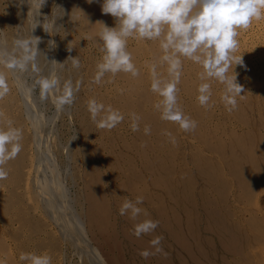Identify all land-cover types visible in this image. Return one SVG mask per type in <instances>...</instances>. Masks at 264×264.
I'll return each mask as SVG.
<instances>
[{"label": "rangeland", "instance_id": "374dc122", "mask_svg": "<svg viewBox=\"0 0 264 264\" xmlns=\"http://www.w3.org/2000/svg\"><path fill=\"white\" fill-rule=\"evenodd\" d=\"M32 1L34 2V0ZM32 1L0 0V13L2 14L0 16L7 15L8 13L12 15L13 13L12 17L15 21L11 29L0 26V35L6 34L8 30L16 42L15 50L22 47L18 46V39L19 41H31V52L27 51L29 55H32L33 52L36 55V52H39L38 47H40L45 54L47 68L48 66L52 67V72H55V75H57L54 78L52 77V79L50 78L52 83L50 87L53 90H51L52 88L47 90L44 88L45 93H43V82L49 81V79L47 80L44 77L46 76V71L43 73L37 72L34 70V67L32 68V72L29 70L35 56L29 59L30 61L24 69L21 67L18 54H15L18 53L17 50L13 52V57L10 56L11 65H14L12 67L16 66L15 70L23 71H21L23 81L30 87L33 95L39 97L36 99V105H38L37 107L40 108L43 115L42 118H44L46 130L50 131L49 135L51 139H47L50 149H46L48 151L44 150L45 160L42 166V173L44 174L41 173V178L45 179L47 184L54 185L52 187L49 185L47 192L52 201H54L55 207H58L59 213L67 215L68 212V209L61 206L63 205L62 199L59 195L57 196L58 191L55 189V186L60 184L59 182H63L62 186L64 188L62 189L66 190L67 199L71 201L69 202V209L77 217L79 216L78 218L86 229L90 243L100 252V256L106 264H264V257H230L220 251L221 245L233 242V245L238 247L241 252H246V248L244 249V247L247 242L249 243L254 239L253 233L248 231L247 228L252 214L254 216L255 213L249 212L250 217L246 213L240 219L241 222L238 221L239 219L237 220V218L233 217L234 209L228 205L230 197L228 195V187L230 181H225L224 177L220 178L222 181L218 180L213 173L212 179L208 164H206L207 169L204 172L199 169L201 162L212 163V165L219 167L217 153L213 157L209 156L210 152L207 151L206 147L208 145L215 147L214 149L212 148L214 151L219 150L225 162H233L236 172L240 168L241 172L239 171L238 175L241 180L245 179L242 182L244 192H249L246 189V182L250 180L257 181L258 183L264 181V168H262L264 165L260 164L261 162L259 161L264 156V137H262L264 134V129L262 128L264 126L261 128L264 125V122H261L264 119V114H262L264 113V18L259 21L254 20L247 30H239L237 37L239 47L235 55H242L243 63L236 66L233 63L232 67L228 70V76L232 77L235 72L237 83L243 86L244 91L241 93L243 96L236 97L237 108L231 112L227 110L222 99L225 85L215 78L202 80L201 77L205 74L203 65L181 57L183 73L181 72L180 82L177 85V106L185 116L196 122V129L190 130L192 136L189 135L190 131L182 130L178 123L161 119L162 109L156 107L162 100V97L151 90L152 65L155 64L157 66L156 70L161 78H169L167 72L168 65L161 63V57L164 55V52L161 49V41L159 39L141 40L139 38H129L127 50L132 54L133 63L139 70V75L135 78L131 73L119 72L114 76L111 73H107L102 78L101 83L97 84L94 82V78L97 73V64L103 56V53L100 51L103 42L99 39V33L103 26L99 22L104 21L103 23L109 27L116 26V19L114 17L110 14L102 13L101 6L103 0H93L92 3H89L88 0H45V4L41 7L39 14L34 13L32 10L29 13L26 12L24 15L27 16L23 18L24 15L21 16L20 14L22 7L29 2L32 4ZM40 3L41 1L39 0V6ZM76 6L78 7L76 8ZM70 9L73 10L72 17L67 16L66 11ZM39 26L42 27L40 28ZM48 26L51 27L53 36H48L46 43L43 45L41 39V36L44 35L43 27L47 28ZM35 34L41 35L38 36L40 38L37 45L38 51L35 48ZM64 41L66 44L63 43ZM32 46H34V49ZM24 53H21L22 57L25 56L23 55ZM70 56L79 59V68L73 67ZM58 57L60 60H58ZM12 59H15L16 63ZM52 59L55 60L52 62ZM246 72L247 74H245ZM41 74H44V76ZM55 78L56 80H54ZM5 82L6 84L9 83L8 92L15 98V108L21 114L24 121L25 116L24 114L22 116L21 98L18 97L19 92L16 91L17 89L13 85L12 76L8 75L5 78ZM202 83H208L211 87V97L208 104L203 106L198 100V96L200 95L198 89ZM253 84L254 86H252ZM53 91L55 96L51 94ZM48 94L52 95L53 98ZM40 96L43 100H41ZM53 99L55 103L52 102L54 101ZM91 100H95L97 105L103 106L98 112L96 120L91 118L89 111V101ZM110 109L112 112L123 116V120L111 130L100 128L98 123L111 115ZM133 114L139 117V119L134 121ZM257 119V122L253 121ZM251 120L254 124L258 123V127L252 124ZM24 122L26 127L27 121ZM249 122L254 129L249 127ZM133 123L138 125V131H132L131 125ZM146 126L150 129V133L148 134H145L144 131ZM255 127L259 130L257 131ZM203 129L205 132L202 131ZM194 131H196V134ZM199 132L201 134L203 132V134L201 135ZM258 132L261 134L259 135ZM204 134L205 136L207 135L205 138ZM223 134L224 136H222ZM234 134L238 136L236 137L235 135L234 137L236 138H231L230 136ZM239 134L243 135V138ZM258 136H261L262 139ZM55 137L54 141L53 138ZM232 139H235V144ZM173 143L175 144V149L172 147ZM225 143H228V146ZM257 145L263 146V148ZM230 146L237 150L232 149ZM242 146L252 148L253 154L255 152V157L257 158H253V163L251 161L250 163L246 162V157H243V155L245 156V151L242 149ZM218 147L219 149H216ZM219 151L218 154H220ZM226 151L231 152V154L229 155ZM28 152L30 153L32 150L29 148ZM259 152L260 154H258ZM227 156H230V159ZM243 158L245 162H243ZM53 162L58 163L56 171L52 170ZM241 165L247 169L244 170ZM53 166L56 165L54 164ZM242 169L244 174L242 173ZM210 175V180L213 182L217 180L216 184L219 187L217 190L213 188L210 180L208 183L204 180L206 177L209 178ZM50 180L52 181L51 183ZM226 182H228L227 186ZM240 190L242 191V187L239 186ZM99 193L103 197L100 204L96 202L98 201V195L100 196ZM220 193H222L223 202L219 196ZM52 195H54V198ZM138 196L143 197V203L138 205L142 209L141 214L135 219L131 217L130 212L121 215L120 208L124 201H135ZM173 197L176 198L177 207H174L172 204ZM259 204L260 207H264V190L260 194ZM220 206L226 211L225 214L220 212L222 218H219L218 213L214 210V208H217L220 211ZM172 209H174L173 212H171ZM175 213H177V216ZM41 218L42 222L47 225V230L51 229L49 232L54 235L56 234L55 236L59 239L60 252L57 257H59L60 261H57L55 264H92L89 260L90 256L85 254L87 253L86 249L80 245L78 246L75 242V235L67 237L62 232L63 229L61 227L52 224V220L43 218V216ZM175 219L177 222H174ZM244 219L246 223H244ZM146 220L156 221L158 222V226L153 231L137 238L134 235L135 227ZM209 221L212 222L209 223ZM242 224L244 225L242 226ZM203 227L207 230L210 228L209 230L213 232L215 230L219 236L213 235L212 237L210 234L203 233L201 235L200 229ZM245 228L248 233L245 232ZM174 229L176 235H173L172 231ZM157 237H162L158 245L162 251L149 256L147 259L143 258L140 255L142 251L155 252V247L151 244V241ZM197 239L198 241H196ZM71 241L72 243L70 244L72 246L69 244ZM75 244L77 245L75 246ZM171 246L173 249H171ZM64 247L65 249H63ZM41 250L37 253L40 252L39 254H42L47 252V249ZM174 251L176 252V257L172 255ZM22 253L28 252L21 251ZM29 253H32V251ZM66 256L68 257L66 258ZM64 258L66 259L64 260Z\"/></svg>", "mask_w": 264, "mask_h": 264}, {"label": "clouds", "instance_id": "9594fccd", "mask_svg": "<svg viewBox=\"0 0 264 264\" xmlns=\"http://www.w3.org/2000/svg\"><path fill=\"white\" fill-rule=\"evenodd\" d=\"M88 2L92 3L93 0ZM44 4L45 0H41L39 9ZM101 10L103 14H110L116 19V26L109 27L98 21L103 26L99 33V39L103 42L100 48L103 56L97 64L95 83H101L107 73L114 76L119 72H125L131 73L133 77L138 76L139 70L133 63L132 54L127 50L129 38L159 39L164 52L161 63L168 65L169 78H161L157 73V66L153 64L151 90L162 97L160 103L156 105L158 109H162L161 119L178 123L184 131L196 127V122L185 116L177 106V85L182 72L181 57L203 65L205 74L202 75V80L215 78L223 83L225 91L222 99L227 110L231 112L237 108L236 97L243 96L241 93L244 88L237 83L235 72L234 76H228V70L233 63L235 66L243 63L242 55H235L239 47L237 39L239 30H247L254 20L259 21L264 18V0H103ZM43 29L45 30L44 27ZM34 38H36L37 50L40 38ZM17 43L26 51L31 50V41ZM34 56L35 53L25 59ZM71 58L73 67L79 68V59ZM49 86L48 81L43 82V88L47 89ZM198 91L200 104L207 105L211 97L210 85L202 83ZM7 92L5 76L0 73V99ZM102 107L97 105L95 100L89 101V111L93 120H96ZM109 111L111 115L98 123L100 128L111 130L123 120V116L112 112L111 109ZM138 119L139 117L133 114V120ZM8 125L6 130L0 128V180L8 177L4 165L14 159L22 149L21 130L12 127L11 121H8ZM131 128L132 131L139 130L136 123H133ZM144 131L145 134L150 133L147 126ZM142 203V196H138L135 201L125 200L120 208V214L125 215L126 212H130L131 217L135 219L142 212L138 207ZM157 226L158 222L146 220L135 227L134 235L139 238L153 231ZM161 239L162 237H157L151 241L155 252L144 250L140 255L147 259L161 252L162 249L158 247ZM19 259L24 264H52V258L47 253H22Z\"/></svg>", "mask_w": 264, "mask_h": 264}, {"label": "bare ground", "instance_id": "6f19581e", "mask_svg": "<svg viewBox=\"0 0 264 264\" xmlns=\"http://www.w3.org/2000/svg\"><path fill=\"white\" fill-rule=\"evenodd\" d=\"M32 1V0H30ZM41 1V0H40ZM51 1V0H50ZM54 1V0H53ZM76 1V0H75ZM23 2V0H22ZM78 2V1H77ZM34 3V4H33ZM80 4V3H78ZM71 6V5H70ZM16 7V5H15ZM39 0H34V2L32 1V4L31 2H29L28 4L24 5L22 7V10L20 12L21 16H23L26 12H30L33 10L34 13L36 14H39L40 13V9H39ZM78 6H76L77 8ZM2 8V7H1ZM65 8V7H64ZM74 8V7H73ZM81 8V6H80ZM67 9V8H66ZM9 10V9H8ZM18 10V9H17ZM36 12H35V11ZM80 11V10H79ZM1 12V11H0ZM16 12V11H15ZM67 12V16L68 17H72V14H73V10L70 9ZM75 12V11H74ZM77 13H78V10H77ZM1 14V13H0ZM15 14V13H14ZM17 14V13H16ZM34 14V15H36ZM2 15V14H1ZM13 16V13L12 15L10 13H8L7 15H3V16H0V26H4V28H8V29H11L12 25L15 23L14 21V18L12 17ZM17 16V15H16ZM27 16V15H26ZM26 16L24 15L23 18ZM75 16V15H74ZM79 14L77 15V18H78ZM19 17V16H18ZM32 17V15H31ZM36 17V16H35ZM33 19V18H32ZM57 19V18H56ZM75 19V18H74ZM19 20V18H18ZM17 20V21H18ZM31 20V18H30ZM59 20V19H58ZM24 21H26L24 19ZM33 21V20H32ZM38 21V20H37ZM104 22V21H103ZM20 23V22H19ZM25 23V22H24ZM38 23V22H37ZM22 24V23H21ZM30 24V23H29ZM32 24V23H31ZM39 24V23H38ZM23 25V24H22ZM34 25V23H33ZM31 25V26H33ZM42 25V24H40ZM24 26V25H23ZM37 26V25H36ZM44 26V25H42ZM42 26H39L40 28ZM86 26V25H85ZM88 26V25H87ZM16 27V25H15ZM34 27V26H33ZM89 27V26H88ZM13 29V28H12ZM16 29V28H15ZM33 29V28H31ZM39 29V28H38ZM83 29V27H82ZM1 30V29H0ZM20 30V28H19ZM28 30V29H27ZM36 30V29H35ZM42 30V29H41ZM47 32H46V31ZM45 30L43 29L44 31V35L41 36V35H38V34H35L36 37L38 36H41V39H42V42H43V45L46 43V40H47V37L48 36H51L52 35V29L50 26H48L47 28L45 27ZM13 31V30H12ZM17 31H18V28H17ZM42 31V32H43ZM61 31V30H60ZM4 32H6L4 30ZM21 32V30H20ZM29 32V31H28ZM30 33V32H29ZM23 34H24V31H23ZM15 35V34H14ZM66 35V34H65ZM21 36V35H19ZM18 36V37H19ZM30 36V35H29ZM53 36V35H52ZM64 36V35H63ZM17 37V38H18ZM28 38V37H27ZM31 38V37H30ZM34 39V38H32ZM36 39V38H35ZM34 39V40H35ZM17 41V40H16ZM19 41V39H18ZM54 41V40H53ZM69 41V40H68ZM41 42V43H42ZM49 42V41H48ZM65 43V41L63 42ZM66 43H67V39H66ZM65 43V44H66ZM139 43V42H138ZM49 44V43H48ZM47 44V45H48ZM52 44V43H51ZM53 45V44H52ZM51 45V46H52ZM138 45V44H137ZM19 46V45H18ZM59 46V45H58ZM15 47H16V42L15 40L12 38V35L10 34V32H6L3 33V35H0V73H3L5 78L8 76V75H11L12 76V79H13V85L15 86V88L17 89L16 91L19 92V96L21 98V105H22V109H23V113H22V116L24 114L25 118H24V121H27V124H26V127H25V122L23 121L22 117H21V114L18 113L17 109L15 108V98L12 97L9 92H7V94L2 98L0 99V128H3V129H7V127L9 126L8 125V121H11V126L12 127H15V128H18L21 130V133H22V138L20 140V143L22 145V149L20 151V153L14 158V159H11L7 162L6 165H4L5 169L7 170L8 172V177L7 179H4V180H0V264H24V262H22L19 257L21 255V251H26V252H30L32 251V253H37L39 250L41 249H47L45 253H47L48 255L51 256L52 258V264H55L57 261H60L57 257L58 253L60 252L59 250V245H58V240L57 237L52 234L51 232V229L47 230V225L42 222V218L41 216H43V218H47V219H50V221L52 222V224H55L59 227H61L63 230L62 232H64L65 236L67 237H71V235H75V242L78 244V246L80 245L81 247H83L84 249H86V252L85 254H88V256H90L89 260L91 261L90 263L92 264H106V262L104 261V259L100 256V252L97 251V249H95L92 244L90 243L89 241V237H87V234H86V229L84 228V226H82L81 224V220H79V216L77 217V215H75L70 209H69V205L71 202L70 200L67 199V193H66V190H63L62 188H64L62 185L63 182H59L60 184H57L55 186V189L58 191V194H57V191H56V194L57 196L59 195L62 199V202H63V205H61L62 207H65L66 209H68V212H67V215L64 214H60L59 211L57 210V208L55 207V205L53 204L54 201H52L51 197L49 196L48 192H47V189L49 187V185L51 184H47L46 180L45 179H42V171H43V162H44V150L45 151H48L46 149L49 148V143H48V140L47 139H51V136L49 135V130L47 131L46 130V127H45V122L43 121L44 118H42V113H41V110L40 108H38L36 105V99L39 98L37 97V95H33V93L31 92V89L30 87L27 85L26 82H24L23 80V77H22V73L21 71L22 70H15L16 69V66L13 68L11 65V57H13V52L16 51L15 50ZM138 47V46H137ZM32 48L34 49V46H32ZM39 48V52H36V55H35V59H34V62L32 63L31 61V66H30V69L31 72H32V68L34 67L35 71L37 72H45L46 71V76H44V74L42 76L46 77L47 80L49 79L48 82L49 85L51 83V80L50 78L52 79V77L54 78L56 73L55 72H52L53 68L52 67H49L47 68V63L45 64V54L43 52L42 49ZM62 48V47H61ZM57 49H60V48H57ZM51 50V48H50ZM18 53H15V54H18V57L20 59V63H21V67L22 69H24L26 66H27V63L30 61L29 59H25V57H32V55L30 54H27V51L25 50V48H19L18 50ZM52 51V50H51ZM25 52L23 55H25L24 57H22L21 53ZM29 52V51H28ZM31 52V51H30ZM60 52V51H59ZM34 53V52H33ZM32 53V54H33ZM131 53V52H130ZM58 55V54H57ZM56 55V56H57ZM134 56V55H133ZM48 57V56H47ZM60 57V56H59ZM58 57V60H60ZM16 58V57H15ZM52 58V57H51ZM50 58V59H51ZM18 59V58H17ZM32 59V58H31ZM48 60V59H47ZM53 60L55 59H52V62ZM12 61L15 62V59ZM19 62V61H17ZM48 62V61H47ZM50 62V61H49ZM67 62V61H66ZM16 63V62H15ZM19 63V64H20ZM56 63V62H55ZM60 63V62H59ZM14 64V63H13ZM67 64V63H66ZM49 65V64H48ZM68 65V64H67ZM240 65V64H239ZM148 68V67H147ZM163 68V67H162ZM28 69V68H27ZM33 70V71H34ZM49 70V71H48ZM251 70V69H250ZM34 71V72H35ZM161 71V70H159ZM23 72V71H22ZM36 72V73H37ZM65 73V71H64ZM141 73V72H140ZM183 73V72H182ZM24 74V73H23ZM28 74V73H27ZM69 74V73H68ZM231 74V73H230ZM247 74V72L245 73ZM26 76V75H25ZM183 76V75H182ZM234 76V75H233ZM78 77V76H77ZM10 78V77H9ZM136 78V77H135ZM42 79V78H40ZM152 79V78H151ZM252 79V78H251ZM56 80V78L54 79ZM59 80V79H58ZM206 80V78H205ZM43 81V80H42ZM41 81V82H42ZM151 81V80H150ZM29 82V81H27ZM40 82V83H41ZM56 82V81H55ZM54 82V83H55ZM218 82V81H217ZM219 83V82H218ZM250 83V82H249ZM9 84V83H8ZM7 84V87H8V91H9V85ZM32 87V85H30ZM59 86V85H58ZM78 86V85H77ZM247 86V85H246ZM249 86V85H248ZM254 86V84L252 85ZM11 87V86H10ZM55 87V85H54ZM73 87V86H72ZM79 87V86H78ZM186 87V86H185ZM49 88H52L49 86ZM47 88V89H49ZM42 89H44L42 87ZM46 89V90H47ZM53 90V88L51 89ZM54 90H56L54 88ZM42 91V90H41ZM50 92V90H48ZM47 91V93H48ZM213 92V91H212ZM43 93H45V89L43 91ZM18 94V93H17ZM54 95V91L51 93ZM189 94V93H188ZM193 94V93H192ZM41 95V94H39ZM46 95V94H45ZM50 95V94H48ZM47 96V95H46ZM52 98L53 96L50 95ZM55 96V95H54ZM213 96V95H212ZM43 97V95H42ZM41 98V100H43V98ZM48 97V96H47ZM50 99V98H49ZM17 100V99H16ZM52 100V99H50ZM49 100V101H50ZM54 100V99H53ZM39 101V99H38ZM222 101V100H221ZM55 103V100L52 101ZM88 102V101H87ZM261 102V101H260ZM51 103V101H50ZM250 103V102H249ZM49 104V103H48ZM210 105V103H209ZM208 105V106H209ZM264 105V104H263ZM240 106V105H239ZM264 107V106H263ZM20 108V107H19ZM263 109V108H262ZM79 111V110H78ZM213 112V110H212ZM242 113V112H241ZM260 113V112H259ZM243 114V113H242ZM261 114V113H260ZM264 114V113H262ZM261 116V115H260ZM214 118V117H213ZM261 118V117H259ZM54 119V118H53ZM263 119V118H262ZM264 120V119H263ZM261 121V122H264V121ZM232 121V120H231ZM255 122L258 121L257 120H253ZM252 120L250 121L251 123L253 122ZM249 122V127H251L252 124H254V122L251 124ZM86 124V123H85ZM198 124V123H197ZM258 124V123H257ZM257 124L255 123L254 125L257 126ZM261 125V124H260ZM264 125L261 126V128L263 127ZM258 127V126H257ZM253 128V126L251 127ZM256 128V127H255ZM260 128V127H259ZM48 129V128H47ZM196 129V128H195ZM202 129V128H201ZM254 129V128H253ZM264 129V128H262ZM257 130V128H256ZM259 130V129H258ZM257 130V131H258ZM83 131V129H82ZM199 131V129H198ZM203 132L204 129L202 130ZM250 131V130H249ZM188 132V131H187ZM202 132V134H203ZM256 132V131H255ZM254 132V133H255ZM194 133L196 134V131H194ZM253 133V131H252ZM251 133V134H252ZM259 133V132H258ZM263 133V132H262ZM52 134V133H51ZM199 134H201V132H199ZM201 134V135H202ZM251 134H249V136H251ZM257 134V132H256ZM255 134V135H256ZM261 133H259L260 135ZM174 135V134H173ZM189 135H192L191 134V131H190V134ZM199 135V136H201ZM208 135V133H207ZM206 135V136H207ZM236 135V137L238 136L237 134H234L233 136H230L231 138L234 137ZM241 136V134H239ZM264 135V134H263ZM262 135V137H264ZM193 136V135H192ZM204 138L206 137L205 134L203 135ZM224 136V134L222 135ZM244 136H245V133H244ZM88 137V136H87ZM190 137V136H189ZM234 137V138H236ZM243 138V135L241 136ZM259 137V136H258ZM257 137V139H259ZM262 137L260 139H262ZM225 138V137H224ZM241 138V140H243ZM247 138V137H246ZM249 138V137H248ZM56 137L53 138V140L55 141ZM47 140V141H46ZM175 140V139H174ZM233 140V139H232ZM237 140V139H236ZM247 140V139H246ZM254 140V139H253ZM256 140V138H255ZM234 141V144H235V139L233 140ZM232 141V142H233ZM248 141V140H247ZM246 141V142H247ZM245 142V143H246ZM263 143V141H261ZM200 143V141H199ZM245 143H242V144H245ZM250 144V142H248ZM247 143V144H248ZM254 143H256V141H254ZM252 143V144H254ZM201 144V143H200ZM226 146H228L227 144L228 143H225ZM258 144V143H257ZM57 145V144H56ZM211 145V144H210ZM217 145V144H216ZM256 145V144H255ZM262 145V144H261ZM54 146H55V143H54ZM71 146V145H70ZM199 146V145H198ZM247 146V145H245ZM253 146V145H252ZM258 146V145H257ZM260 146V145H259ZM258 146V147H259ZM264 146V145H263ZM263 146L260 148H263ZM172 147L173 149H175V144L173 143L172 144ZM200 147V146H199ZM207 147V151L210 152L209 156L213 157L214 154L217 153V160L219 161V167H217V165H212V163H202L199 165V169L204 172L205 169H207L206 167V164H208V168L210 170V173L212 175V173L218 178V180L220 178H225V181H230L229 183V190H228V195L230 196L229 199H228V205L232 207L233 212V217L237 218L238 221H240V219L243 218V216L248 213V216L250 215L249 212H252V213H255L254 216L252 214V217L251 219L249 220V223H248V228L247 230L252 232L253 235H254V239L253 241L251 242H247L246 246L244 247L245 251L246 252H241L239 250L238 247H236L235 245H233V242L231 243H227V245H221L220 246V251L224 252L226 255L228 256H232V257H264V207H260L259 205V197H260V194L262 193V191L264 190V181H261V182H254L253 180H250L248 182H246L247 184V191L249 192H244V188H243V183L245 181L244 180H241L239 178V173L241 172L240 171V168L238 170V172H236V167L234 166L233 162L232 163H227L228 161L225 162L223 156L221 155V152L220 154H218V151H214L213 149L215 147H211V146H206ZM221 147V146H219ZM216 148V149H219ZM232 148V146H230ZM229 147V148H230ZM250 147V146H249ZM256 147V146H254ZM257 147V148H258ZM32 150V152H28V150ZM82 148V147H81ZM177 148V147H176ZM198 148V147H197ZM213 148V149H212ZM230 148V149H231ZM234 148V147H233ZM232 148V149H233ZM246 147H243L242 146V149L245 151V156L243 155V157H246V162L250 163V161L253 163V158H257L255 157V152L253 154L252 152V148H246ZM50 149V148H49ZM78 149V147H77ZM227 149V148H226ZM255 149V148H254ZM57 150V149H56ZM76 150V149H75ZM79 150V149H78ZM222 150V148H221ZM234 150H237L234 148ZM86 151V150H85ZM201 151V150H200ZM206 151V150H205ZM225 151V150H224ZM232 151V150H231ZM254 151V150H253ZM263 151V150H262ZM57 152V151H56ZM76 152V151H74ZM79 152V151H78ZM227 152V151H226ZM176 153V152H175ZM229 155L231 154V152H227ZM236 153V152H235ZM234 153V154H235ZM257 153V151H256ZM262 153V152H261ZM227 154V155H228ZM260 154V152L258 153ZM264 154V153H263ZM175 155V154H174ZM241 155V154H240ZM78 156V155H77ZM239 156V154H238ZM258 156V155H257ZM75 157V156H74ZM228 157V156H227ZM230 157V156H229ZM228 157V158H229ZM241 157V156H240ZM260 157V156H259ZM258 157V158H259ZM55 158V157H54ZM83 158V157H82ZM200 158V157H199ZM228 158H226L227 160H229ZM262 158V157H261ZM75 159V158H74ZM177 159V158H176ZM208 159V158H206ZM205 159V160H206ZM244 159V158H243ZM47 160V159H46ZM50 160V159H49ZM212 160V159H211ZM74 161V160H73ZM88 161V159H87ZM201 161V159H200ZM230 161V160H229ZM234 161V160H233ZM259 161L261 162L260 164L264 165V156H263V159H259ZM47 162V161H46ZM204 162V161H203ZM243 162H245V159L243 160ZM54 163V162H53ZM215 163V162H214ZM236 163V161H235ZM241 163H242V160H241ZM56 165V166H53V165ZM52 165V170L53 171H56L57 169V166H58V163H54ZM237 164V163H236ZM244 165V164H243ZM245 165H248V164H245ZM249 166V165H248ZM252 166V165H251ZM256 166L258 167L257 163H256ZM239 167V166H238ZM237 167V168H238ZM242 167V165H241ZM247 167V166H245ZM253 167V166H252ZM261 167V166H260ZM27 168V170H25ZM62 168V167H61ZM244 170H246L247 168H244L242 167ZM264 168V167H262ZM261 168V169H262ZM60 169V167H59ZM79 169V168H78ZM242 169V171H243ZM251 170H253L251 168ZM52 171V172H53ZM79 171V170H78ZM60 172V171H59ZM246 172V171H245ZM244 174V171L242 172ZM44 174V173H42ZM61 174V173H59ZM260 174V173H259ZM52 175V174H51ZM201 175V174H200ZM211 175L210 177H206L208 179L205 178H202L205 180V182H209V180L211 179ZM246 175V173H245ZM253 175V174H252ZM72 176V175H71ZM204 176V175H203ZM202 176V177H203ZM236 177V181L235 180V177ZM254 176V175H253ZM259 176V175H258ZM258 176H257V179H258ZM54 177V176H53ZM52 177V178H53ZM57 177V176H56ZM102 177V176H101ZM205 177V176H204ZM262 177V176H260ZM259 177V178H260ZM59 178V177H58ZM70 178V177H69ZM51 179V178H50ZM56 179V178H55ZM62 179V178H60ZM212 179H213V175H212ZM256 179V178H255ZM53 180V179H52ZM186 180V179H185ZM203 180V181H204ZM222 181V179H220ZM247 180V178H246ZM54 181V180H53ZM173 181H175L173 179ZM172 181V182H173ZM217 181V180H216ZM216 181L213 182L212 180H210V183L211 185L213 186V188L215 190H217V188H219L216 184ZM52 181L50 180V183ZM55 182V181H54ZM49 183V182H48ZM58 183V182H56ZM206 183V184H207ZM227 183L226 182V186H227ZM65 184V183H64ZM175 185V183H174ZM173 185V186H174ZM208 185V184H207ZM54 186V185H51V187ZM209 186V185H208ZM239 186L242 187V191L240 190L239 191ZM221 187V186H220ZM175 188V187H174ZM211 188V187H210ZM222 189V188H221ZM51 190V189H50ZM49 190V192H50ZM105 191V190H104ZM90 193V192H89ZM97 193V192H96ZM213 193H214V190H213ZM212 193V194H213ZM100 194V193H99ZM51 195V194H50ZM89 195V194H88ZM173 195V193H172ZM54 195H52L53 197ZM93 196V195H92ZM105 196V195H104ZM214 196V195H213ZM221 197V200H222V193H220L219 195ZM215 197V196H214ZM217 197V195H216ZM54 198V197H53ZM97 198V197H96ZM105 198V197H104ZM59 199V198H58ZM103 197L102 195L100 194V196L98 195V204L101 203ZM54 200H57V199H54ZM76 200V199H75ZM79 200V199H78ZM95 200V198H94ZM172 200V198H171ZM204 200V199H203ZM83 201V200H82ZM172 204L173 206L175 207L176 206V198L173 197V200H172ZM218 201V200H217ZM79 202V201H78ZM92 202V201H91ZM223 202V200H222ZM227 202V201H226ZM60 203V202H59ZM58 204V202H57ZM77 204V203H76ZM209 204V203H208ZM217 204V203H216ZM219 204V203H218ZM221 204V203H220ZM223 204V203H222ZM94 205V204H93ZM211 205V204H210ZM204 206V204H203ZM212 206V205H211ZM210 206V207H211ZM218 206V205H217ZM60 207V206H59ZM60 207V208H62ZM177 207V206H176ZM91 208V207H89ZM94 208V207H93ZM237 208V209H235ZM75 209V208H74ZM210 209V208H209ZM208 209V211H209ZM213 209V208H212ZM220 211L217 209V208H214V210L218 213V216L219 218H222V215L220 214V212L222 213H226V211L223 209V207L220 206ZM174 209H172L171 212H173ZM63 211V209H62ZM93 211V210H91ZM177 211V210H176ZM83 213V212H82ZM81 213V214H82ZM214 213V212H213ZM174 214V213H173ZM95 215V214H94ZM97 215V214H96ZM175 215L177 216V213H175ZM257 215V216H255ZM175 216V217H176ZM206 216H208L206 214ZM209 217V216H208ZM225 217V216H224ZM250 217V216H249ZM213 218V216H212ZM172 219V218H171ZM177 219V217H176ZM174 220V222H177V220ZM216 219V217H215ZM230 219V218H229ZM246 219V218H245ZM244 219V223H246ZM208 220V219H206ZM210 220V218H209ZM218 220V219H217ZM225 221V220H224ZM228 221V220H227ZM99 222V220H98ZM201 222V221H200ZM208 222V221H207ZM206 222V223H207ZM212 222V221H209V223ZM219 222V220H218ZM234 222V220H233ZM241 222V221H240ZM208 224V223H207ZM214 224V223H213ZM224 224V223H223ZM211 225V224H210ZM220 225V223H219ZM232 225V223H231ZM244 224H242L243 226ZM173 226V225H172ZM216 226V225H215ZM233 226V225H232ZM241 226V225H240ZM206 227H208L206 225ZM211 227V226H209ZM245 227V226H244ZM60 228V229H61ZM187 228H188V225H187ZM210 229V228H209ZM208 229V230H209ZM216 229V227H215ZM242 229V227H241ZM239 229V230H241ZM207 229H205V227H203L202 229H200V232H201V235L202 233L203 234H210L215 236H219L217 235V233L211 230L208 231ZM213 230V229H212ZM188 231V229H187ZM220 231V230H219ZM61 232V233H62ZM173 232V235H176V232H175V229ZM245 232H246V228H245ZM55 233V232H54ZM58 233L60 234L59 230H58ZM57 233V234H58ZM241 233V231H240ZM248 233V232H246ZM58 234V235H59ZM172 235V234H171ZM178 235V233H177ZM238 235V234H237ZM62 236V235H61ZM205 236H209V235H205ZM239 236V235H238ZM243 236V235H242ZM250 236V235H248ZM176 237V236H175ZM201 237V236H199ZM177 238V237H176ZM244 239V237H242ZM251 238V236H250ZM250 238H247V239H250ZM66 239V237H65ZM68 239V238H67ZM173 239H175L173 237ZM196 239V238H195ZM199 239V238H198ZM198 239L196 241H198ZM219 239V238H218ZM239 239V238H238ZM69 240V239H68ZM172 240V239H171ZM67 241V240H66ZM201 241H202V238H201ZM200 241V242H201ZM176 242H177V239H176ZM66 243V242H65ZM72 243L69 242V244ZM175 243V242H174ZM173 243V244H174ZM241 243H244V242H241ZM75 244V246L77 245ZM184 244V243H182ZM201 244V243H199ZM203 244V243H202ZM201 244V245H202ZM235 244V243H234ZM249 244V245H248ZM62 245V243H61ZM68 245V244H67ZM71 245V244H70ZM176 245V244H175ZM24 246H25V249H24ZM72 246V245H71ZM74 246V247H75ZM173 246V245H172ZM171 246V249H173ZM80 247V248H81ZM180 247V246H178ZM199 247V245H198ZM67 248V247H66ZM201 248V247H200ZM65 249V247L63 248ZM75 249V248H74ZM84 249H83V252H84ZM242 248V250H244ZM72 250V249H71ZM79 250V249H78ZM176 250V249H175ZM42 251V250H41ZM173 251V250H172ZM171 251V252H172ZM182 251V250H181ZM179 252V251H178ZM40 253V252H39ZM37 253V254H39ZM78 253V252H77ZM183 253V251H182ZM198 253V252H197ZM63 254V253H62ZM67 254V253H66ZM82 254V252H81ZM192 254V253H191ZM190 254V255H191ZM216 254V253H215ZM60 255V254H59ZM84 255V254H83ZM173 257H176V252L174 251L172 253ZM171 255V256H172ZM214 255V254H213ZM223 255V254H222ZM225 255V256H226ZM215 256V255H214ZM224 256V257H225ZM65 257V256H64ZM68 256H66L67 258ZM178 257V255H177ZM212 257V256H211ZM227 257V256H226ZM63 258V257H61ZM64 258V260L66 259ZM87 259V258H86ZM67 261H70V260H67ZM78 261V260H77ZM62 263V262H61ZM66 263V262H65ZM257 263V262H256ZM59 264V263H58ZM69 264V263H68ZM79 264V263H78Z\"/></svg>", "mask_w": 264, "mask_h": 264}]
</instances>
